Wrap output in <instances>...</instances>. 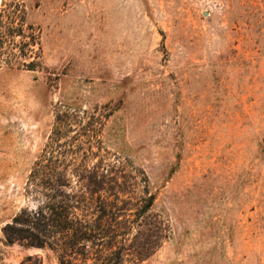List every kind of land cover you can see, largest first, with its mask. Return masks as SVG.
<instances>
[{
	"label": "rangeland",
	"instance_id": "obj_1",
	"mask_svg": "<svg viewBox=\"0 0 264 264\" xmlns=\"http://www.w3.org/2000/svg\"><path fill=\"white\" fill-rule=\"evenodd\" d=\"M22 2L42 67L0 64V264H61L4 228L38 207L27 184L59 114L85 113L104 167L156 197L120 264H264V0Z\"/></svg>",
	"mask_w": 264,
	"mask_h": 264
},
{
	"label": "trees",
	"instance_id": "obj_2",
	"mask_svg": "<svg viewBox=\"0 0 264 264\" xmlns=\"http://www.w3.org/2000/svg\"><path fill=\"white\" fill-rule=\"evenodd\" d=\"M5 6L13 11L6 22L1 14L0 54L8 58H0V64L36 71L42 67L37 50L40 40L27 22L25 5L22 0H11ZM84 116L76 114L70 120L71 116L59 114L27 184L38 207L35 211L22 209L5 226L4 235L8 244L20 241L48 246L61 264H120L125 248L118 245L122 243L118 238L140 224L156 197L149 191L144 172L139 179L136 172L104 167L102 118ZM96 158L99 163L93 161ZM137 190L142 195L134 197ZM133 209L137 210L136 220L131 221L132 213L126 212Z\"/></svg>",
	"mask_w": 264,
	"mask_h": 264
}]
</instances>
